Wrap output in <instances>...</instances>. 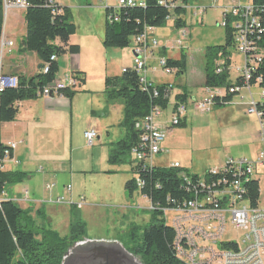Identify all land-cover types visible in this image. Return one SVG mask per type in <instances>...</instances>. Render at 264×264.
<instances>
[{
  "label": "crops",
  "instance_id": "0c3cea01",
  "mask_svg": "<svg viewBox=\"0 0 264 264\" xmlns=\"http://www.w3.org/2000/svg\"><path fill=\"white\" fill-rule=\"evenodd\" d=\"M55 1L59 7L68 9V0ZM134 1L137 2V0ZM142 2L144 3L145 0ZM78 3L79 5L75 7L70 5L72 6L70 12L72 13V21L76 20L74 10L79 11L89 21L88 16L91 11L104 10L106 16L105 7L107 5L114 7L110 0H78ZM90 7H94L95 10H90ZM194 9L196 13V10L198 11L200 8L195 7ZM205 10L203 8L202 12L199 11V15L203 14ZM10 12H12V19L14 20L19 14H24L23 27L20 34L21 39L17 37V34L8 35L5 38L2 37L1 42L5 40L12 42L14 45L11 48H5L3 60H5V55H7V59L0 71L6 76L34 77L38 74L40 60L35 53L23 52L22 50V41L27 33L25 11H9L5 14L6 23ZM158 31L160 30L150 29L149 32L150 38L158 42L159 48L151 52L147 62L146 78L154 86L171 85L173 87L169 104L164 109L165 113L163 111L159 119V122L168 129L166 140L162 145V153H166V151H173V146L183 138L187 124L195 119L197 114L189 106L192 103H195L196 106L198 99L193 91L188 93L187 114L182 120L181 126L174 128L171 122L176 96L186 92V90H181L178 93H174V91L175 87L182 86L177 84V80H180V76L187 73L189 62L187 60L185 73L181 75L165 73L168 76H164L162 80L157 81L160 60L179 61L182 55L178 58L171 56V51L176 48L181 49V53H184V44L182 48H179L176 42V45L174 44L171 48L166 41L164 43L160 42L157 39V36H161ZM176 31L180 37L181 32L177 29ZM104 36V31L90 28L87 35H82L81 38L71 37L68 45L64 48L68 49L69 46L75 45L79 47V52L77 54L68 52L58 59L59 72L57 80H63L66 76L79 72L85 75V85L76 91L77 93L72 99L55 95L50 98H39L19 103L17 105L19 112L16 120L12 123L0 124V145L8 143L16 145L13 153V162L8 164L6 170L7 173H22L26 174V176L22 182L13 186L14 196L12 200L23 210L32 211L31 216L39 228H46L57 233L59 237L65 238L70 234L72 215L74 213L79 212L86 225L88 224L87 220L93 217L98 218L99 221L104 223L102 226L105 228L106 234L102 237L94 236L92 238L86 234L84 241L77 243L73 249L81 248L91 251L103 250L111 252L117 250L133 264H142L141 258L134 253L136 242L134 234L137 232L135 229L145 228L147 224L153 222V217L150 214L151 204L145 198L150 204V208L146 212L149 215L139 214L140 212L137 211L141 210L136 198L137 193L131 198L126 190L127 180H129V169L124 166L109 164L108 158L112 145L123 140L126 131L121 127V122L124 118V106L120 103H109L105 94V81L107 78L119 77L123 74V70L134 66L133 48L135 39L134 37L132 38L131 46L127 49H105L103 46ZM55 44L63 46L59 40ZM111 59L113 68L110 67ZM232 64L233 56L231 57L229 77H231ZM238 68H242V66H238ZM200 76L202 77L201 81L196 84V87L201 88L202 97L208 100L211 98L212 92L205 88V67L200 72ZM239 76L237 72L236 81L233 85L238 83ZM252 89L250 91L242 90L240 94L234 96L232 103L225 107L213 108L205 121L210 128L214 127V130L220 128L229 130L227 127L232 129L231 132H228L232 135V140L239 143V147L253 144L260 148L262 139L259 122L255 116L247 113L252 100H256ZM261 94L262 92L258 95L259 99ZM171 100H173L172 105ZM170 105L172 106L171 112L167 113ZM88 131H95L97 134L94 144L89 147L93 150L92 169L90 172L76 171L75 166L78 165V160L76 161L75 153L87 148L84 146L87 144L85 133ZM224 134L230 140L228 134L226 132ZM170 140L173 146L170 145ZM68 145L71 150L70 158L69 152H67ZM97 150L103 152L98 161L95 158ZM230 160L235 159L231 158L228 161ZM228 161H226L225 165ZM15 162L18 164H15ZM98 162L100 164L103 163L106 168L104 172L100 171V173L107 172L111 174L112 178L121 175L118 181L120 186L116 188L118 192L110 190L109 195L104 198L98 196L100 193L99 189L96 193L95 177L91 175L99 172L97 171L98 169H95ZM133 164L131 168H133ZM147 164L162 169H169L174 164H179L180 170L190 175L187 169L189 166H183L181 161L175 159V156L172 157L167 166L156 165L155 158L150 163L147 162ZM222 168L224 166L209 169L204 176L211 170H220ZM255 178L259 183V203L261 204L262 190L260 180L257 177ZM51 182L53 187L48 189V186H51ZM22 186H24L23 189ZM68 186L72 188V192L69 194L66 190ZM111 186H113L112 183ZM90 190L93 192L90 193ZM59 198H64L65 203L61 205L55 204ZM67 200H69L68 203L66 202Z\"/></svg>",
  "mask_w": 264,
  "mask_h": 264
},
{
  "label": "trees",
  "instance_id": "16d2710c",
  "mask_svg": "<svg viewBox=\"0 0 264 264\" xmlns=\"http://www.w3.org/2000/svg\"><path fill=\"white\" fill-rule=\"evenodd\" d=\"M174 1V0H171ZM28 7L25 11L27 33L22 41L23 52L35 53L40 60L38 74L31 78L19 76V85L14 89L5 90L0 96V124L12 123L18 115V104L41 98L40 93L45 87L57 80L59 72L58 59L66 53L77 54L78 46L68 45L71 37L76 33L70 10L57 6L54 12L49 8L46 0H26ZM187 4L188 0L182 1ZM145 7L122 8L117 12L118 23H111L108 19L110 10L106 11V31L103 46L106 49H127L131 46L133 37L142 34L146 28H161L167 23L170 16L168 9L159 4V0H145ZM254 3L263 5L264 0H255ZM186 10L177 7L174 10V27L177 30L187 28L184 20ZM3 0H0V44L3 36L4 23ZM59 40L63 46L55 43ZM233 30L226 28V45L224 47L209 48L205 55V88L208 90H225L223 97H214V108H222L232 103L236 94H230L234 87L230 83L229 68L232 55L227 47L232 45ZM258 48L264 50V31L258 42ZM225 58L221 66L217 63L219 56ZM56 56L57 60L51 58ZM48 66V73L44 70ZM167 67L177 70V75L186 72L187 56L182 53L179 61L167 60ZM221 72L218 73V70ZM71 77L78 82L73 90L66 89L59 94L72 99L78 89L85 85V75L74 72ZM261 79L260 88L264 91V61L254 71L251 85ZM241 76L236 85L242 86ZM146 88L141 83V76L133 70L127 69L119 77L107 78L105 81V94L111 104L120 103L124 106V118L121 127L125 129V138L111 147L109 164L118 166L127 163L132 150L141 143L142 133L136 130V124L148 116L154 107L163 110L169 104L164 99L168 85L154 86L152 83ZM157 91L158 96L155 97ZM188 93L182 92L176 96V102L186 104ZM181 126V125H179ZM2 148V146H0ZM1 151V150H0ZM132 162L131 164H133ZM132 171L143 184L137 186V180L127 182L126 190L129 196L138 192L149 200L152 207L153 223L142 231L141 240L135 243L134 253L141 258L142 264H183L173 250L175 232L164 220V211L172 210L189 201L193 197L194 188L199 183L198 176H191L190 184L179 178V171L173 168L162 169L149 165L133 164ZM26 174L5 173L0 179L2 183L14 186L23 181ZM253 207L260 200V189L257 180L247 185L246 195ZM31 210H23L12 199L6 200L0 209V264H63L64 258L71 248L84 241L86 237V224L77 214H73L70 234L61 238L53 231L39 228L31 216ZM161 219V220H160ZM158 220L159 223H155ZM137 229H135L136 231ZM137 232L134 236L136 237ZM135 239V238H134Z\"/></svg>",
  "mask_w": 264,
  "mask_h": 264
},
{
  "label": "built area",
  "instance_id": "2783aa9c",
  "mask_svg": "<svg viewBox=\"0 0 264 264\" xmlns=\"http://www.w3.org/2000/svg\"><path fill=\"white\" fill-rule=\"evenodd\" d=\"M183 0H159V4L168 9L170 16L167 21L173 20L174 10L181 7L188 10L189 7L182 2ZM216 1V0H214ZM255 0H229V7L223 12L222 26L233 30L232 46L237 54L244 56V66L238 68L237 72L241 76L242 86L234 85L229 90L230 94H240L244 89L250 91L252 87H260L261 79H257L255 85H251V79L256 68L264 61V50L258 48V42L264 31V4L258 5ZM49 8L54 12L62 13L56 10L58 6L55 0H46ZM28 4L26 0H3L4 14L9 11H26ZM144 8L145 3H138L134 0H118L116 6H106L105 9L111 13L108 19L111 23H118L117 12L122 8ZM194 9V8H193ZM193 9H191L193 11ZM195 10V9H194ZM196 10L195 16H199ZM150 29L134 37V66L132 67L141 76V83L145 86L151 85L146 78L147 62L152 50L158 49V42L150 38ZM186 29V28H185ZM180 30V39L177 41L179 48L183 47V38L189 36L188 30ZM12 42L2 41L0 49L4 54L5 48L13 47ZM56 61V56L51 58ZM223 63H219L221 66ZM160 67L166 74H176V69L167 67V60L161 59ZM48 66L44 73H48ZM127 69L123 70L125 73ZM221 69L218 70V73ZM78 82L71 75L63 80H56L51 85L44 88L39 94L41 98H50L52 95H59V92L70 89L73 90ZM18 78L6 76L0 71V96L7 89L17 88ZM173 87L168 85L164 99L170 100ZM212 96L210 99L196 104V111L204 114L209 113L214 108L213 98L223 97L225 90H210ZM259 100H252L247 110L251 116H255L260 125L261 139L264 144V91L261 89ZM158 96L157 91L155 97ZM163 109L154 107L150 114L141 119L136 124V130L142 133L141 143L132 150L134 164L138 165L147 162L162 153V145L166 140L168 129L164 127L159 119L163 114ZM187 114V105L175 102L172 126L176 127L182 123ZM97 138L95 131L85 133V139L88 145L92 146ZM0 177L7 173V166L13 162V153L15 144L8 143L0 145ZM15 164H18L15 162ZM151 166V165H149ZM264 167V149L253 160L242 158L239 160H230L220 170H211L204 177H199V183L194 188L193 197L182 205L172 210L164 211V220L166 213L174 212L172 228L175 232L173 250L177 259L183 264H264V206L259 202L256 207L251 205L247 195V185L255 180L258 168ZM179 171V178L190 184L191 175L180 170L179 164L172 167ZM142 182L137 179V186L140 188ZM7 183H2L0 179V209L3 203L9 199L6 192ZM53 186H48L52 189ZM68 193L72 192L71 186L66 188ZM65 203L64 198L56 200L55 204ZM81 207V206H80ZM152 211V207H151ZM244 233V240L240 243L237 239L228 238L230 230Z\"/></svg>",
  "mask_w": 264,
  "mask_h": 264
},
{
  "label": "rangeland",
  "instance_id": "374dc122",
  "mask_svg": "<svg viewBox=\"0 0 264 264\" xmlns=\"http://www.w3.org/2000/svg\"><path fill=\"white\" fill-rule=\"evenodd\" d=\"M117 1L118 0H110L111 4L114 6L116 5ZM142 1L143 0H137L138 3H143ZM70 5H73L74 7L78 6L79 5L78 0H68L67 6L71 12L72 6ZM187 5L189 9L186 15L184 16V20L187 23V30L189 32V36L183 38L182 41L184 44L183 52L187 56L189 66L187 73L183 74V76H180L181 77L180 80L179 79L177 80V84L182 86L175 87L174 93H178L181 90L182 91L186 90L187 93L193 91L198 99V103H200L202 101H206L207 99L202 97V94L200 92L201 88L196 87V84L199 83L202 78L200 76V72L203 71L205 67V55L207 50L209 48L224 47L226 45V28L222 26L223 12L225 11V8L229 7L230 2L229 0H216V1L188 0ZM195 7L196 8L199 7L201 10L205 8L206 10L203 12V14L196 17L195 10L193 11L191 10ZM89 9L95 10L94 7H90ZM74 11H75L76 20L73 21V24H75L77 28V34L75 33V36L74 35L72 36L73 38H78V37L81 38L82 35L85 34L87 35L90 28L93 30L96 29L97 31L99 30L105 32L106 16L104 10L103 11L99 10L97 12L91 11L88 16L89 21H87L86 18H84V16L79 11L77 10ZM23 15L24 14L21 15L19 14L18 17H16V19L14 20L12 19V12H10V14L8 15L7 23L5 22V18H4L2 37L5 38L6 36L11 34L13 35L17 34V37L20 38V34L22 31L21 29L23 27L22 22L24 20ZM155 30L156 31L160 30L158 32L161 34V36H157V39L162 43L166 41L169 44V47L171 48L174 46V44L176 45V42L180 39L178 32L174 28V19L167 21V23L163 27L156 28ZM227 52L233 56V64L231 68V77H230V83L233 84L236 81V77H237L236 71L238 69V66L243 67L245 61H244V56L237 54L232 45L227 47ZM181 55H182L181 49L179 50L178 48H176L174 49V51H171V56L173 58L181 57ZM6 59H7V55H5V60H3V52L0 49V69L2 68V65L5 64ZM224 61H225L224 56L220 55L217 63H221ZM112 62L113 61L111 59L110 61L111 68L114 67L112 65ZM164 76H168V75H166L163 69L159 66L157 81L162 80ZM260 92H261L260 87H254L252 89V93L256 100L259 99L258 95L260 94ZM172 103L173 100H171V105ZM171 105L168 108L167 113L171 112L172 109ZM189 107L193 109L195 114H197L195 119L187 124L183 138H181V140L177 144L173 146V143L170 140V145L173 146L172 152L166 151V153H162L155 157L156 165L162 167L167 166L169 165V162L171 161L172 157L175 156V159L181 161L183 166H187V165L189 166L187 169L189 171L188 173L191 176L204 177L205 172H207L209 169L225 166L226 161H228L231 158L235 160H239L241 158L254 159L264 149V144L262 140L260 143V148L254 146L253 144H249L248 146L245 147L242 146L239 147L238 146L239 143L233 141L232 135L228 132V131L231 132L232 129H230L229 127H227V129L229 130H226L225 128L222 129L220 128L216 130H214L215 129L214 127L210 128L205 120L207 119V116L210 115L211 113L202 114L196 111L195 103L194 104L192 103ZM224 132L228 134L230 140L226 138ZM84 147L87 148H83L79 152L75 153L76 161L78 160V165H76L75 168L76 171L90 172L92 169L91 160H92L93 150L92 148H89L91 146H89L88 143ZM67 152H69V158H70L71 150L69 149V145L67 147ZM95 154H96L95 158L98 161L99 157L103 155V152L97 150ZM133 160L134 157L131 155L128 157L127 163L118 165V166L127 167L129 169V178H128L129 180H133V179L137 180L136 174L132 171L131 168L132 166L131 163L133 162ZM95 169H98L97 171L99 172L92 173L91 175H94L95 177L94 181L97 185L96 193L98 192V189L100 190L98 196L104 198L109 195L110 190L112 192L114 191L118 192L116 188L120 186L118 184V181L120 180L121 175H117L116 177L112 178L111 174L107 172L103 173L106 169L105 165H103V163L100 164L99 162L96 164ZM100 171H103L102 172L103 174L100 173ZM256 173H257L256 177L260 180V186L262 190L261 205L264 206V167L258 168ZM111 183L113 186H111ZM50 185L53 186L52 182ZM23 188L24 186H22V189ZM6 192L9 194V197L12 199L14 196L13 186L8 185L6 187ZM91 192L93 191L90 190V193ZM136 193H137L136 198L138 200V205L141 210V211L138 210L137 212H140L139 214L142 215H147V214L149 215V213L146 212L150 208V204L138 192ZM68 201L69 200H67L66 202L68 203ZM77 213L74 214H77L82 220L81 214L79 212ZM165 218L167 221V225L172 226L174 219V212L166 213ZM87 223H88L87 224L88 227L86 225V234L88 235V237L90 238L94 236L102 237L103 235L106 234V230L102 226V224L104 223L99 221L98 218L93 217L92 219L87 220ZM152 223L153 222L147 224L146 227L150 226ZM155 223H159V221L156 220ZM145 228L142 229L139 228L136 230L137 235L135 237V241H136L135 243L140 242L142 231ZM87 229H88V233H87ZM228 238L237 239L240 243H242L245 237H244V233L236 232L231 229L228 233ZM75 246L76 245H74L71 249L75 248Z\"/></svg>",
  "mask_w": 264,
  "mask_h": 264
},
{
  "label": "flooded vegetation",
  "instance_id": "af4514ba",
  "mask_svg": "<svg viewBox=\"0 0 264 264\" xmlns=\"http://www.w3.org/2000/svg\"><path fill=\"white\" fill-rule=\"evenodd\" d=\"M65 259V264H133L117 250L111 252L77 248L70 250Z\"/></svg>",
  "mask_w": 264,
  "mask_h": 264
},
{
  "label": "water",
  "instance_id": "95a60500",
  "mask_svg": "<svg viewBox=\"0 0 264 264\" xmlns=\"http://www.w3.org/2000/svg\"><path fill=\"white\" fill-rule=\"evenodd\" d=\"M54 95H52L51 97H53ZM65 261H66V259L64 260V264H65Z\"/></svg>",
  "mask_w": 264,
  "mask_h": 264
}]
</instances>
